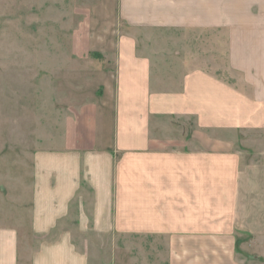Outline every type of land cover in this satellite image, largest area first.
Segmentation results:
<instances>
[{
  "label": "crops",
  "instance_id": "obj_1",
  "mask_svg": "<svg viewBox=\"0 0 264 264\" xmlns=\"http://www.w3.org/2000/svg\"><path fill=\"white\" fill-rule=\"evenodd\" d=\"M74 3L73 102L0 128V264H264V0Z\"/></svg>",
  "mask_w": 264,
  "mask_h": 264
},
{
  "label": "rangeland",
  "instance_id": "obj_2",
  "mask_svg": "<svg viewBox=\"0 0 264 264\" xmlns=\"http://www.w3.org/2000/svg\"><path fill=\"white\" fill-rule=\"evenodd\" d=\"M74 0H0V128L7 133L8 126L30 129L41 109L48 104L50 117L55 116L56 106L73 102V82L41 78L40 65L49 61V71L56 70L55 60L61 55L63 42L71 39L69 25L73 23ZM53 63V64H51ZM38 73L37 78L33 76ZM33 76V79H31ZM80 82V99L89 98L91 81ZM46 96V100H45ZM40 112H36V109ZM11 122V124H9ZM83 246L84 239L77 236ZM106 255L92 257L96 264H137L135 239L116 243ZM90 248V246H89ZM95 252L94 248H90ZM127 249L128 252H124ZM123 251L122 257L119 256ZM116 253V254H117Z\"/></svg>",
  "mask_w": 264,
  "mask_h": 264
}]
</instances>
